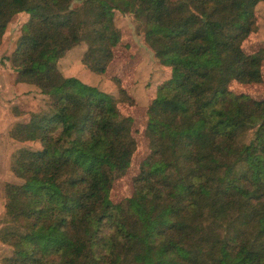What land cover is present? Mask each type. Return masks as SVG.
Here are the masks:
<instances>
[{
    "label": "trees",
    "instance_id": "1",
    "mask_svg": "<svg viewBox=\"0 0 264 264\" xmlns=\"http://www.w3.org/2000/svg\"><path fill=\"white\" fill-rule=\"evenodd\" d=\"M260 1L0 0V44L27 14L7 57L15 81L50 97L29 115L11 107L28 117L9 137L40 147L12 155L22 182L4 184L3 264H264V98L228 87L262 81L264 48L242 47ZM116 10L142 21L170 69L146 109L149 154L118 203L110 190L136 148L118 104L135 100L119 79L108 95L58 63L86 40L81 62L105 72L121 40Z\"/></svg>",
    "mask_w": 264,
    "mask_h": 264
},
{
    "label": "rangeland",
    "instance_id": "2",
    "mask_svg": "<svg viewBox=\"0 0 264 264\" xmlns=\"http://www.w3.org/2000/svg\"><path fill=\"white\" fill-rule=\"evenodd\" d=\"M172 2L176 0H171ZM75 2L73 5H77ZM257 30L243 42L245 52H255L264 48V0L255 7ZM27 18L26 13H19L7 25L0 44V228L4 221V184L6 182H22L10 169L13 153L23 147L37 149L40 144L35 141H18L9 137V129L18 120L28 117L30 111L45 110L50 105V97L44 95L34 86L15 81V70L11 67L8 56L11 54L19 35L20 25ZM115 25L121 31V40L113 47V59L103 73H94L83 65L81 59L87 48L86 40H82L70 48L59 59V69L64 76H74L82 83L97 90L117 96L119 79L135 103L128 105L119 103V110L133 118L132 135L136 148L132 154L130 165L125 174L114 180L110 190V199L118 203L131 195L133 177L139 172L141 162L149 154L148 139L145 134L147 120L146 109L155 95V87L170 74L168 67L162 66L143 40L142 21L132 14L114 15ZM236 93H245L254 99L264 98V62L262 64V81L260 83L241 84L231 81L228 86ZM21 106L27 112L15 116L12 106ZM250 133L247 134L249 137ZM12 254V247L0 241V264Z\"/></svg>",
    "mask_w": 264,
    "mask_h": 264
}]
</instances>
